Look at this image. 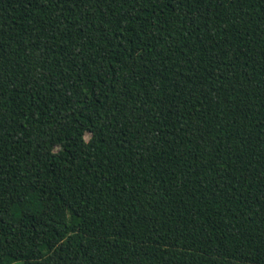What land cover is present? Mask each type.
<instances>
[{"label":"trees","instance_id":"16d2710c","mask_svg":"<svg viewBox=\"0 0 264 264\" xmlns=\"http://www.w3.org/2000/svg\"><path fill=\"white\" fill-rule=\"evenodd\" d=\"M264 264V0H0V264Z\"/></svg>","mask_w":264,"mask_h":264},{"label":"rangeland","instance_id":"374dc122","mask_svg":"<svg viewBox=\"0 0 264 264\" xmlns=\"http://www.w3.org/2000/svg\"><path fill=\"white\" fill-rule=\"evenodd\" d=\"M11 264H22L20 261L12 262Z\"/></svg>","mask_w":264,"mask_h":264}]
</instances>
